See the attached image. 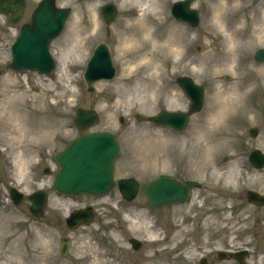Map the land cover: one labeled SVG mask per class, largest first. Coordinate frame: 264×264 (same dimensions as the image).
I'll use <instances>...</instances> for the list:
<instances>
[{"label": "rangeland", "instance_id": "obj_1", "mask_svg": "<svg viewBox=\"0 0 264 264\" xmlns=\"http://www.w3.org/2000/svg\"><path fill=\"white\" fill-rule=\"evenodd\" d=\"M107 1L118 10L110 25L99 11ZM173 1L154 0L153 7L143 11L139 0H56L58 6L70 8L71 14L62 33L50 44L56 65L48 75L7 68L10 45L39 0H27L24 16L15 26L0 12V264L52 259L44 254L49 249L54 253V242L48 240L58 238V232L53 227H38L33 241L27 196L37 189L50 190L55 154L83 133L73 121L77 108L98 112L99 120L88 132L107 130L118 137L121 153L115 163V178L132 176L144 182L162 173L179 176L182 164L190 172H183L182 177L195 176L203 183L204 189L189 206L169 208L163 215L149 212L147 216L144 211L129 214L133 233L147 240L142 253L133 255V263L199 264L211 248L231 245L230 249H239L245 242L251 250L246 264H264V254L257 253L264 246V206L248 203L246 195L237 202L213 196L209 203L200 204V196L210 194L205 191L210 178L238 185L237 196L247 190L264 193V170L257 173L240 168L251 149L264 152V63L253 60L254 51L264 47V0H195L193 6L201 15L196 28L171 18ZM151 7L158 10L157 15ZM142 17L147 19L152 47L138 43L142 31L137 33L136 23ZM76 32L79 50L71 56L67 52ZM131 35H135L133 48L126 46L128 41L132 43ZM100 42L108 45L116 74L96 82L88 91L83 72ZM130 50L139 51L133 60L127 54ZM148 59L153 66L140 68V62ZM180 75L191 76L206 89L204 108L192 117L190 130L178 136L133 119L135 113L150 116L162 109H183L186 99L175 83ZM252 126L259 129L255 138L248 134ZM224 156L227 162L221 163ZM217 161L223 172L214 166ZM46 167L50 174H44ZM11 186L24 194L17 205L9 198ZM226 207L235 211L233 217ZM207 211L219 216H209ZM43 212V219L55 223L50 206ZM103 214L102 224L108 228L101 233L105 244L110 246L109 240L123 244L126 234L108 213ZM158 216L171 227L172 235L164 242L151 243V237L163 235ZM92 222L85 229L89 235L74 236L78 241L64 262L83 258L85 264H117L104 257L109 248H100L92 241V230L97 229L96 220ZM150 226L156 228L155 233ZM234 233H241V240H233ZM206 260L210 264H237L236 260L218 261L215 254Z\"/></svg>", "mask_w": 264, "mask_h": 264}, {"label": "water", "instance_id": "obj_2", "mask_svg": "<svg viewBox=\"0 0 264 264\" xmlns=\"http://www.w3.org/2000/svg\"><path fill=\"white\" fill-rule=\"evenodd\" d=\"M190 1L174 3L171 12L174 17L187 21L190 25H196L198 14L196 10L189 8ZM23 7L24 0H0V11L11 12L12 22L19 19ZM68 12V9L55 8L54 0H42L33 13L32 24H26L21 28L19 36L11 47L10 67L17 70L32 68L41 72L50 71L53 68V61L48 53L47 45L49 40L63 28ZM101 12L105 20L109 22L116 10L111 3H107L101 8ZM255 58L264 60V49H259ZM114 72L108 49L105 44H100L88 62L84 74L88 89L92 90L93 83L97 79L111 78ZM177 81L192 100L190 112L198 110L203 98L202 87L195 85L188 77L178 78ZM187 117L186 113L161 111L149 120L179 130L186 124ZM135 118L144 119L140 114H136ZM74 120L79 129L86 130L96 122L97 114L91 110L78 109ZM256 132V128L250 130L252 136ZM118 155V142L111 133L99 131L80 135L57 154L56 161L60 170L56 173L53 188L68 194H99L108 191L114 184V162ZM249 158L257 167L264 165V155H261L258 150H254ZM118 184L128 198L136 190L135 181L131 179L120 180ZM189 185L190 182H187L182 188L173 178L161 175L143 184L141 191L152 205L157 206L163 202L181 201L187 197ZM10 196L15 204L22 198V194L14 190L10 191ZM44 198L42 191L29 196L33 202L29 209L31 213H40ZM250 200L264 203V196L252 193ZM237 260L241 261L242 256H238Z\"/></svg>", "mask_w": 264, "mask_h": 264}, {"label": "flooded vegetation", "instance_id": "obj_3", "mask_svg": "<svg viewBox=\"0 0 264 264\" xmlns=\"http://www.w3.org/2000/svg\"><path fill=\"white\" fill-rule=\"evenodd\" d=\"M227 159L223 158L221 160V163H226ZM214 166L217 170H220L223 172V167L220 164V161L215 162ZM181 174L179 176H174L178 181L184 182L187 180H194L198 181L195 176L187 175L185 177H182V173L189 172L188 168L185 165L180 164ZM190 173V172H189ZM199 185L196 189L192 190L190 199L185 203L175 204V205H164L160 208H158V212H161L163 215V211L168 210L169 208H178L185 206H189L193 203L194 199H197L199 197V194L201 193L202 189L204 187L202 186L203 183L201 181H198ZM224 183V184H223ZM216 180L213 182V179H209V184L207 185L205 191L210 192V194H207V196H200V204L204 206L205 204L209 203L212 200L213 196H216L218 198H228L232 202H237L239 198L243 199V196H247L248 190L244 193L239 194V196L236 195V192L238 191L239 187L238 185L235 186H229L230 184H233L231 182L226 183ZM247 186V185H246ZM198 191V192H197ZM196 193V195H195ZM211 195V196H210ZM245 196V197H246ZM68 204V205H67ZM148 202L144 196H142L139 192L136 193V196L131 201L126 200L118 191L111 190L107 194L103 196H88V195H80V196H66L64 194H60L57 192L48 193L47 194V201L45 204V207L50 206L54 214H50L51 218L54 219L55 223H52V221H47L46 219H43L44 212L39 217H35L34 220L38 223L34 224V231L36 232V228L40 227L41 230H44L45 228H55V230L58 232L59 237L55 240H48L49 242H54V253L53 250L49 249V252L46 251L44 256L46 258L52 257V259H47L48 262H35L33 264H85L87 261H83V258L77 262H64L63 259L67 257L69 254H71L74 242L78 241L74 238V236H82L86 233L89 235V233L85 229H89L92 224L93 220H96V230H92V241L96 243L98 247L102 248H109V250H106L103 255L107 259H110V261H115L117 264H132V258L134 254H140L142 253L141 250L145 246V243L142 238L138 236V234H134L130 229V224H126L122 221V217L124 215H129L132 212L135 211H145L148 207ZM66 207V210L63 211L62 208ZM44 207V208H45ZM260 207V206H256ZM81 208H88L89 212L91 214V222L88 225H81L76 229H69L68 224L66 223V218L70 215V213L73 210L81 209ZM228 211L234 212L235 211L232 208H228ZM236 209V207H235ZM182 210H188L190 209H182ZM219 212V211H218ZM108 213L112 220H116L117 223L120 226V230L123 234H126V236L123 239V244L121 243H112L110 240V246H107L105 244V240L102 232H105L108 230L107 227L103 226L102 224V214ZM207 215H218L211 213L209 211L206 212ZM54 215V216H53ZM105 215V214H103ZM219 216V215H218ZM216 217V216H212ZM163 219V217H162ZM92 223V224H91ZM66 232L64 235L62 232ZM36 236V235H35ZM53 237H55V233L52 234ZM132 238H135L138 240V242L133 243L131 241ZM37 238H34L36 241ZM107 239V238H106ZM63 240V241H62ZM63 242V244H62ZM62 245L64 250H66V253L62 252ZM134 245L137 247L135 248ZM228 246V245H227ZM41 250V249H40ZM39 250V251H40ZM36 254V253H35ZM226 257L230 258L232 257L231 254H227ZM54 259V260H53ZM51 261V262H50ZM76 261V260H75ZM215 264V262H213Z\"/></svg>", "mask_w": 264, "mask_h": 264}, {"label": "bare ground", "instance_id": "obj_4", "mask_svg": "<svg viewBox=\"0 0 264 264\" xmlns=\"http://www.w3.org/2000/svg\"><path fill=\"white\" fill-rule=\"evenodd\" d=\"M153 3H155L154 0H139V6H140L141 10H143V11H148L149 6L153 7ZM152 7H151V11L154 12L155 15H157L158 14V10L156 8H152ZM154 9H156V10L154 11ZM136 25H137L136 31L138 30L137 33L142 31V37L141 38L135 37V38H138V43L140 42V46L141 47H145V46L148 45V46L152 47V36H151V33H150L149 25L147 23V19L145 17L138 18V22L136 23ZM74 28L75 27H73L72 30L70 29V32L73 31ZM135 35H131L132 37L130 38V40L132 41V43L128 41L127 44H126L127 47H130L131 45H133V37ZM78 39H79V33L78 32L75 33L73 38H70V43H69L70 48L68 49L67 53L69 55H71V56L76 54V53H78L77 52V50H79L78 49L79 48V45H78L79 44V42H78L79 40ZM139 39H140V41H139ZM133 46H131V47L133 48ZM150 51H151V49H150ZM138 52L139 51L131 52V50H130L127 53V54H129L128 56L132 55L130 60H133L134 55L135 54L137 55ZM141 56H143V55L141 54ZM140 63L142 64L140 68L149 67V66L152 67L153 66L152 60H150V59H148V60H146L144 62L141 61ZM149 230L152 233H155L156 228L154 226H150ZM157 236L159 237V235H157ZM158 237L153 236V237L150 238V241H152V242L158 241Z\"/></svg>", "mask_w": 264, "mask_h": 264}]
</instances>
